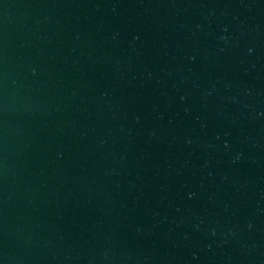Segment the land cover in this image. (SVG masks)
<instances>
[{
	"label": "water",
	"instance_id": "obj_1",
	"mask_svg": "<svg viewBox=\"0 0 264 264\" xmlns=\"http://www.w3.org/2000/svg\"><path fill=\"white\" fill-rule=\"evenodd\" d=\"M0 264H264V0H0Z\"/></svg>",
	"mask_w": 264,
	"mask_h": 264
}]
</instances>
